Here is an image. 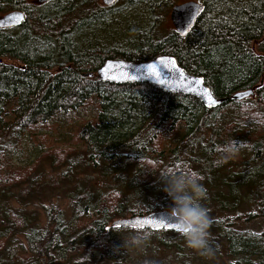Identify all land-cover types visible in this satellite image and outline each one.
<instances>
[{"label":"trees","instance_id":"1","mask_svg":"<svg viewBox=\"0 0 264 264\" xmlns=\"http://www.w3.org/2000/svg\"><path fill=\"white\" fill-rule=\"evenodd\" d=\"M197 2L205 11L181 37L161 29L175 0H118L110 7L101 0H0V16L25 14L21 26L0 29V264H128L114 230L177 234L111 227L115 220L173 207L158 173L145 170L152 168L201 177L213 259L218 250L227 264H264V128L239 114L246 103L264 112V0ZM160 56L174 57L186 73L202 77L224 103L207 109L193 96L96 77L109 59L143 63ZM249 90L254 94L243 101L230 99ZM90 106L94 119L70 131L73 147L41 148L31 165L14 164L25 139L45 143L41 132L55 118ZM231 139L247 143L238 156L222 159ZM42 160L62 171L57 180L42 179ZM48 187L63 190L70 215L45 206L41 225L26 206L12 207ZM21 237L30 261L18 257L25 248L17 244ZM182 245H175L170 264H182Z\"/></svg>","mask_w":264,"mask_h":264},{"label":"rangeland","instance_id":"2","mask_svg":"<svg viewBox=\"0 0 264 264\" xmlns=\"http://www.w3.org/2000/svg\"><path fill=\"white\" fill-rule=\"evenodd\" d=\"M33 3H36V0H31ZM186 1H197V0H175V4H183ZM102 3V0H101ZM103 4V3H102ZM166 11L165 19L161 24V29L168 33L174 30L172 22L170 20V11ZM96 112L95 107H86L85 110L79 111L77 113L71 114L70 116L60 115L55 118L53 121V125L50 130L44 129L41 134L44 138L45 143H38L36 140H31V138L25 139L20 147L19 154L14 157L13 161L15 165H31L36 158L42 153L41 148L44 150L49 149H64L67 147H73V143L71 142L70 131L76 130V127L84 124L85 122H89L93 120L94 113ZM233 114H230V117ZM47 140V142H46ZM53 153V152H51ZM16 154V153H15ZM35 164V163H34ZM40 171L42 174V179H46L48 181L51 179L57 180L61 175V170H54L52 166L51 160H42V165L38 168L37 172ZM37 175V173H36ZM25 185L19 190H24ZM19 190H14L18 192ZM28 200L26 203L20 205L18 202L13 201L12 207L15 209H23L22 206H26L25 210L28 214H33L37 216L38 222L41 225H46V217L44 213L43 207L50 206L51 204L59 206L62 210L66 211V215L71 214V210L69 207V201L66 199V195L62 189H58V187H48L45 190V194H38L34 198L26 199ZM250 227H254V224H251ZM0 233H1V225H0ZM119 237L123 239L122 235L127 237L132 232H120ZM149 234V241L143 253L132 252L127 255L126 250L123 251L124 256L127 258L128 264H144L145 261H151L153 264H170L169 259H175L176 253L174 251L175 245L179 242H182V246L180 251H178V260L182 264H227V259L219 256V252L215 253L219 258H206V261H202V257L192 250L188 249L185 246V242L183 238H181L178 234ZM23 244L25 248H19L17 250L18 257L23 261L32 260L30 253H27V243L23 237L19 238V244ZM17 245V247H18ZM217 246V245H216ZM218 247V246H217ZM219 249V247H218Z\"/></svg>","mask_w":264,"mask_h":264},{"label":"water","instance_id":"3","mask_svg":"<svg viewBox=\"0 0 264 264\" xmlns=\"http://www.w3.org/2000/svg\"><path fill=\"white\" fill-rule=\"evenodd\" d=\"M53 0H36L38 5H43L49 3ZM118 0H102V3L106 7L113 6ZM205 11V6L196 1H189L183 4L176 5L172 8L170 12V20L174 27L175 32L181 37H186L194 29L198 19L202 16ZM196 13V14H195ZM25 20V14L20 11H13L0 17V29L16 28L23 24ZM161 61L167 63V66L179 72L185 74L186 79L181 81L175 77L173 74L168 72L166 69L161 68L163 73V78L165 80L161 81L159 77L152 79L148 76L147 68L149 66H155L157 69L161 66ZM174 61L175 64L172 65L170 62ZM137 76V80H127L125 77L128 74ZM88 77L92 78L93 74H88ZM113 76L114 79H109ZM98 81L113 85H125V84H141L146 83L160 89L165 93H176L186 96H193L199 99L202 104L207 109H214L224 103L225 99H217L213 96L211 90L205 85L204 79L202 77L189 75L184 71V69L179 65L177 60L171 56H160L149 62L143 63H132L124 60H107L104 65L98 69L96 73ZM196 81H201L202 83H195ZM189 89H194V91H189ZM207 95H204V93ZM254 94L253 90L240 92L233 95L230 99L233 101H243ZM211 97V103L208 99ZM173 223V218L170 215V211H162L157 213L148 214L145 216H135L126 219L115 220L111 227L114 228H128L132 230H156V231H172L173 229L165 227H157L161 223Z\"/></svg>","mask_w":264,"mask_h":264},{"label":"clouds","instance_id":"4","mask_svg":"<svg viewBox=\"0 0 264 264\" xmlns=\"http://www.w3.org/2000/svg\"><path fill=\"white\" fill-rule=\"evenodd\" d=\"M258 105L246 103L240 108V116L250 124L264 128V112L256 110ZM244 143H237L231 139L225 143L221 150V158H234L239 155ZM144 163L140 159L139 167ZM153 174L158 173V180L164 182L163 190L171 198L173 207L170 215L173 218V230L183 238L185 246L204 258H212L214 255L212 240V220L208 208L202 203L206 196V190L200 183L201 177L187 169H156L152 168ZM113 231V230H107ZM121 235L117 230H114ZM95 233H98L95 232ZM94 233V234H95ZM123 248L127 255L132 252L143 253L150 239L149 234L135 232L127 237L123 236ZM114 252L119 253L120 248L114 247ZM114 264H123V260L113 261ZM144 264H153L145 261Z\"/></svg>","mask_w":264,"mask_h":264},{"label":"snow or ice","instance_id":"5","mask_svg":"<svg viewBox=\"0 0 264 264\" xmlns=\"http://www.w3.org/2000/svg\"><path fill=\"white\" fill-rule=\"evenodd\" d=\"M196 14V13H195ZM172 65L175 64L174 61L170 62ZM161 68H164L166 69L168 72L172 73L173 74V77L183 81L186 79L185 77V74L183 72H179L177 70H175L174 67L170 68L167 66V63L164 62V61H161V66L159 69H157L155 66H149V68H147V72H148V76L152 79H156L157 77L160 78L161 81L165 80V78H163V73L161 71ZM109 79H114L113 76H110ZM125 79L127 80H137L138 77L137 76H134L132 74H128ZM195 83L199 84V83H202L201 81H196ZM189 91H194V89H189ZM204 95H207V93L205 92ZM208 99L211 101V103H215V101H212L211 100V97H208ZM157 227H165V228H169V229H172L173 226L171 224H168V223H161L160 225H157Z\"/></svg>","mask_w":264,"mask_h":264},{"label":"flooded vegetation","instance_id":"6","mask_svg":"<svg viewBox=\"0 0 264 264\" xmlns=\"http://www.w3.org/2000/svg\"><path fill=\"white\" fill-rule=\"evenodd\" d=\"M9 29H11V28H9Z\"/></svg>","mask_w":264,"mask_h":264}]
</instances>
